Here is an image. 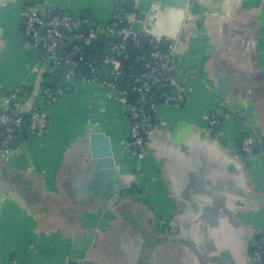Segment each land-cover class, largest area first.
<instances>
[{
    "label": "crops",
    "instance_id": "obj_1",
    "mask_svg": "<svg viewBox=\"0 0 264 264\" xmlns=\"http://www.w3.org/2000/svg\"><path fill=\"white\" fill-rule=\"evenodd\" d=\"M46 1L76 17L88 13L97 27L123 5ZM197 1L204 6L190 18L160 8L140 20L137 11L121 8L140 37L149 36V47L176 46L170 76L184 96L182 107L155 106L142 159L129 146L127 108L100 84L80 81L66 82L46 106L45 133L23 139L11 157L0 150V264H65L75 237L88 232L91 248L77 264H251L249 243L264 231V0ZM27 8L24 1L10 4L0 16L2 94L49 77L37 51L23 46ZM224 79L230 87L221 96ZM20 100V114L42 105L33 96ZM212 114L222 119L218 140L207 130ZM91 131L109 136L130 194L112 199L114 213L99 214L98 201L82 205L76 197ZM247 134L258 139L251 157L239 150Z\"/></svg>",
    "mask_w": 264,
    "mask_h": 264
},
{
    "label": "built area",
    "instance_id": "obj_2",
    "mask_svg": "<svg viewBox=\"0 0 264 264\" xmlns=\"http://www.w3.org/2000/svg\"><path fill=\"white\" fill-rule=\"evenodd\" d=\"M47 2V1H46ZM60 15L44 18L39 13L37 6L30 13L26 10L21 12L22 26L21 36L25 49H35L37 51V65L44 69L49 76L59 72L61 68L63 79L67 83L83 82L85 84H100L111 91L118 102L127 108L129 129V146L133 150L138 160L142 159L147 152V125L155 109V103L149 105L148 110H144L142 105L132 104L128 101V96L133 90L137 93L138 100L144 101L146 95L151 93L153 86L164 80L173 88L170 92L164 93L162 98L165 104L174 108L178 107L183 101L182 89L177 81L170 75L175 71L173 56L175 45L171 44L166 53L163 54L159 49L140 54L138 60L144 63L146 72L138 73L136 79L137 86L121 88L117 80L123 74L120 62L112 58V54L126 57L127 47L124 41L131 39L134 49H140V34L133 28L130 21H123V11L119 6L114 9V14L109 22L104 26L91 28L88 19L76 17L66 11L59 9ZM98 38H113L119 40L118 43L110 44V58L104 57L103 64L107 66L105 80H99L95 75L97 69L95 60H88L82 53V46L91 43ZM82 67L80 78L76 76V68ZM166 73L163 77L162 73ZM168 75V77H167ZM111 77V81L107 77ZM31 90L23 92L24 97L33 96L42 102V105L31 104L26 119L18 112L16 105L13 104L16 97L15 93H10L9 97H4L0 91V150L7 156H13L15 151L12 144L17 140V132L21 128H26L32 139L45 133L49 126L48 111L45 106L56 103L58 93L49 88L41 86L31 87ZM23 97V98H24ZM19 99V98H18ZM14 105V108H12ZM151 113V115H150ZM208 132L211 137L218 140L223 135L222 122L213 114L207 118ZM258 139L252 134L240 138L239 150L246 156L251 157L256 153ZM252 264H264V231L260 236L253 239L251 246ZM67 261L65 264H70Z\"/></svg>",
    "mask_w": 264,
    "mask_h": 264
},
{
    "label": "water",
    "instance_id": "obj_3",
    "mask_svg": "<svg viewBox=\"0 0 264 264\" xmlns=\"http://www.w3.org/2000/svg\"><path fill=\"white\" fill-rule=\"evenodd\" d=\"M25 2L26 5L30 6V8L26 9L27 13H30L31 10H34V7L37 6L39 13L44 18H49L53 16H59L61 13L59 9L55 6H49L46 0H0V16L5 11V8L10 4H19ZM36 2V5H34ZM123 4L121 8L129 11L134 12L137 11V18L142 20L145 14L150 13L151 9L160 10V8H166L168 10L176 12H181L187 18L192 16H197L201 12V5L197 0H120ZM119 3V2H118ZM117 6H119L117 4ZM66 15H69L66 12ZM90 15L84 14L83 18L89 19ZM123 21H130L126 15L123 16ZM3 22V21H2ZM2 22L0 17V32L3 31ZM91 28H95L97 23H92ZM23 29V26H21ZM150 38L149 36L143 34L140 37V45L143 47H148ZM119 40L113 38H98L94 41H91V44H103V56L110 58L111 56L107 53V45L112 43H118ZM124 45L127 48H130L132 45L131 39H127L124 41ZM170 45L169 41H164L161 47L162 50H166ZM2 47V48H1ZM5 48V44L3 41L0 40V50ZM94 49V47H93ZM134 48H132V57L134 58ZM155 50V48H152ZM140 62L137 61V64ZM76 76L78 78L82 75V67L78 66L76 68ZM163 77L166 76V73H162ZM108 81H111V77H107ZM118 81L121 83H125L126 77L122 74ZM47 85H52L54 82V78L49 76L45 80ZM230 85L228 81L221 80L219 81L217 87V93L221 96H226ZM9 92H5L3 94L4 97H9ZM131 98L136 99L137 93L135 91H131L130 95ZM150 95H146L145 102L148 101V97ZM14 103H24L20 99H14ZM182 103L180 107H182ZM219 110L218 112H221ZM151 129L152 126H149ZM23 128L20 129L19 137L17 142L12 144V149L15 151L19 143L23 142ZM87 156H86V172L83 176H79L78 180L75 183L76 188L78 191L76 193L77 199L80 201V204L84 205L87 204V201H98L102 204V209L98 210L97 213L101 214L103 212L114 213L116 212V208L113 204V198L118 196H122L128 198L130 196L129 192L124 189L121 185L120 175L118 172V165L117 160L114 157L111 141L109 136L101 131H91L88 134V141H87ZM255 149H258L256 146ZM112 200V201H111ZM263 232V231H262ZM261 232V233H262ZM93 232H88L85 235H77L74 241L71 243V248L69 252V261L72 264H77L80 261H86L87 252L90 250L92 245L93 239ZM256 236H254L255 238ZM253 238V239H254ZM253 240L251 241L252 244ZM249 243V248L251 249V245ZM252 264V261H251Z\"/></svg>",
    "mask_w": 264,
    "mask_h": 264
},
{
    "label": "trees",
    "instance_id": "obj_4",
    "mask_svg": "<svg viewBox=\"0 0 264 264\" xmlns=\"http://www.w3.org/2000/svg\"><path fill=\"white\" fill-rule=\"evenodd\" d=\"M34 5H36V2H34ZM113 14H114V12L112 13V16H113ZM93 47H94V49H93ZM109 48H110V45H109ZM132 48L133 47L127 48L128 55L126 57L117 56L116 54H112V58L114 60H117L120 62L122 72L126 77L125 83H121L117 80V83L121 88H128L131 86H137L138 85L139 82L136 79V75L138 73L146 72V70L143 66L144 63L140 62V60H138V57L140 54H142V53L146 54L152 50V48L149 46L148 47L141 46L140 49L134 50V58H133L132 57ZM160 51L163 54L166 53V51H164V50H160ZM82 53L88 60H91V59L95 60L94 61L95 67L97 69V72L95 73V75L99 78L100 81L105 80L106 76H107L106 73L108 72V69H107V66H105L103 64L104 56H103V52H102V46L100 44L95 46L94 44H91V43L83 44ZM137 61H139L140 63L137 64ZM63 69L64 68H61L59 72H56L52 76L54 78V82L52 85L46 84L45 80H46L47 76L43 75L42 79H41L40 86L42 88L43 87L49 88L51 91L56 92V93H58L59 90L65 91V89H66L65 84H67V83L63 79V72L65 71ZM31 89H32L31 86L20 87L16 91V97H18L19 99L23 98L25 96L23 94V92L26 90H31ZM172 89L173 88L168 83V80L167 81L164 80V81L157 83L153 86L151 93H150V96L147 98L148 99L147 102H145V100L140 102L138 100V98L134 99V98H131L130 96H128V101L132 104L142 105L143 109L147 111L149 108V105L152 102L155 103V105L163 104L164 103L163 98H162L163 94L170 92ZM12 93H15V92H12ZM15 104H17V103H15ZM53 104H55V103H53ZM53 104H48L47 108ZM12 108H14V105ZM21 115L23 116L24 119H26L28 117V114H21ZM150 115H151V113H150ZM218 120L222 122L221 118H218ZM152 121H153V113L151 115L150 122H152ZM19 132H20V130L17 132V139L19 137ZM23 138H24L25 142H29V140L31 139L26 128H24ZM131 191H132V189H131ZM70 264H72V263H70Z\"/></svg>",
    "mask_w": 264,
    "mask_h": 264
},
{
    "label": "rangeland",
    "instance_id": "obj_5",
    "mask_svg": "<svg viewBox=\"0 0 264 264\" xmlns=\"http://www.w3.org/2000/svg\"><path fill=\"white\" fill-rule=\"evenodd\" d=\"M16 23V22H15ZM19 23V21H17V23L16 24H18ZM15 28V32H18V29H17V25H16V27H14Z\"/></svg>",
    "mask_w": 264,
    "mask_h": 264
}]
</instances>
